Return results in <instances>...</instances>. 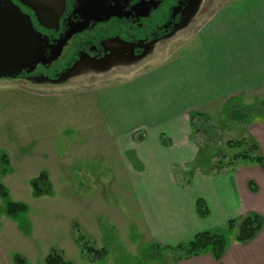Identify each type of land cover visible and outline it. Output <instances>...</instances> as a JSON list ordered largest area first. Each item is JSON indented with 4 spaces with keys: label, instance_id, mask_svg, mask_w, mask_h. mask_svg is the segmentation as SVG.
Segmentation results:
<instances>
[{
    "label": "rangeland",
    "instance_id": "rangeland-1",
    "mask_svg": "<svg viewBox=\"0 0 264 264\" xmlns=\"http://www.w3.org/2000/svg\"><path fill=\"white\" fill-rule=\"evenodd\" d=\"M230 1L216 0L188 33L161 45L152 58L126 66L125 73L86 75L58 85L0 80V152L10 163L9 172L0 174V186L7 193L0 195V264H19L16 256L24 264H46L53 252L72 264L177 262L182 256L178 246L190 239L154 244L140 211L137 183L143 166L135 145L151 132L161 133L164 148L178 155L173 156L171 176L182 188H192L198 174L222 177L245 168L257 176L264 171L256 162L235 161L253 146L258 148L253 155L264 157V142L249 131L256 125L264 130V83L244 90L250 88V70H256L252 67L259 70V81L264 79L263 35L256 38L254 32L264 33V9L242 10L235 29H221L218 50L187 55L189 39L200 40L198 30L204 22ZM176 57L184 58L169 63ZM164 64L157 74L145 75ZM231 87L232 94L209 97L216 88ZM181 102L202 104L181 115L189 124L182 134L195 147L193 157L175 150L177 143L159 126L161 120L125 125V119H138L136 114L145 110L160 112L156 104L178 106L173 114L177 116L185 107ZM162 116V124L171 121L168 114ZM230 141L245 145L233 147ZM43 171L49 174L52 192L36 197L31 181ZM255 186L256 191L250 188L257 194L254 213L264 220V181ZM11 202L24 204L26 212L11 218ZM216 231L228 245L236 240L237 229L229 230L227 223ZM82 238L103 254L86 253L78 242Z\"/></svg>",
    "mask_w": 264,
    "mask_h": 264
},
{
    "label": "crops",
    "instance_id": "crops-1",
    "mask_svg": "<svg viewBox=\"0 0 264 264\" xmlns=\"http://www.w3.org/2000/svg\"><path fill=\"white\" fill-rule=\"evenodd\" d=\"M234 2L208 17L200 30H198L200 40L192 36L189 39L191 42L186 44V47L190 50L187 55H205L210 51L218 50V45L221 44L218 40L221 29H235L238 26V19L242 10L249 9L252 13L257 12L259 9H264V0H234ZM254 32L256 33V38H260L263 35L262 42H264V33L260 31ZM222 43L225 42L223 41ZM184 57L179 59L176 57L173 60L171 59L172 61H169V63L174 61L180 63L182 61L180 59ZM257 60L258 57L253 61L257 63ZM261 61L264 62V55H261ZM167 64L155 67L151 70V73L145 75H155L161 70L160 67ZM252 68L256 70H250V88L245 86L244 90L251 91L257 88L259 84L264 83L262 78L259 81V70L257 67ZM262 69L260 73L261 76H264L263 66ZM132 84L128 88H131ZM224 91H230V93L225 92L229 95L234 90L233 87L228 90L216 88L213 93H210L209 97H214L215 99L220 92ZM181 103L185 107L180 108L182 111L177 116L173 114L175 110H178V106L156 104L160 108V112L147 114L150 111L146 112L145 110L141 114H136L139 117L138 119L134 120V117H129L128 121L125 119V125L127 123L130 125L135 123L143 124L146 121H152L155 124L160 122L159 126H162L165 132H169V138L177 143L178 147L174 145L175 150H182L184 154L193 157L195 147L190 145V138L182 134L183 130H188L186 125L189 124L184 123L181 115L185 110L187 112L197 110L196 108L202 104L194 106L189 102ZM126 109L129 108L127 107ZM163 114L169 115L167 118L171 121L166 120L168 121L167 124H162L163 119H166L162 116ZM148 115L149 119L145 120L144 118ZM131 116H133V113ZM249 131L252 136L259 140L260 144L264 142V138L261 137L264 134V130L260 129L259 126H252ZM160 134L151 132L143 142L135 145L137 157H139L138 160L143 166V169L138 172V201L145 227L150 230L154 244L175 245L191 239L199 232H217L218 228L224 227L230 220H239L250 213L256 212L258 205L257 194L251 192L249 182L258 183L259 181H264V177H262L264 171H260L257 176H253L250 170L246 171L247 169L245 168L237 169L232 173H224L222 177L198 174L194 177L195 182L192 188H182L171 176V169L175 163L173 156L177 158L178 155L176 156L173 151L164 148L159 138ZM262 146L264 147L263 144ZM133 149L134 146H132ZM200 199L208 205L209 214L207 217L198 215L196 204ZM260 232L261 235H259L257 240L254 241L253 239L244 244L237 242L233 238L221 261L215 260L210 253H207L187 260L172 262L171 264H264V229Z\"/></svg>",
    "mask_w": 264,
    "mask_h": 264
},
{
    "label": "flooded vegetation",
    "instance_id": "flooded-vegetation-1",
    "mask_svg": "<svg viewBox=\"0 0 264 264\" xmlns=\"http://www.w3.org/2000/svg\"><path fill=\"white\" fill-rule=\"evenodd\" d=\"M1 1L28 15L44 41L48 63L17 79L58 85L125 73L126 66L152 58L161 45L188 33L216 0Z\"/></svg>",
    "mask_w": 264,
    "mask_h": 264
},
{
    "label": "trees",
    "instance_id": "trees-1",
    "mask_svg": "<svg viewBox=\"0 0 264 264\" xmlns=\"http://www.w3.org/2000/svg\"><path fill=\"white\" fill-rule=\"evenodd\" d=\"M245 145L244 141H230V146L237 147ZM258 151L256 146L251 147L248 151L238 154L235 156L237 162H256L261 168L264 169V157L253 155L254 152ZM232 163V162H230ZM229 163V165H230ZM9 159L4 152H0V174H7L9 172ZM251 190L256 191V186L253 181L249 182ZM31 188L33 194L36 197L46 196L52 192V184L50 181L49 174L46 171L41 172L36 178L31 181ZM0 195L5 197L7 193L4 188L0 186ZM197 212L200 217H207L209 209L206 206L205 201L202 199L197 201L196 204ZM27 208L24 204L11 202L7 206V213L11 218H17L20 214L26 212ZM229 230L237 229L236 241L239 243H247L253 240L259 232L263 229L264 220L263 217L254 214L249 215L242 219L230 220L228 223ZM84 246V250L88 254H101V251H97L84 242V239L78 241ZM228 247L227 239L224 235L218 234L214 231L199 232L194 235L188 242L182 243L178 246V249L182 251V256L178 257L176 261L187 260L193 257H198L207 253H210L215 260L221 261ZM103 254V253H102ZM16 260L19 264H24V260L19 256H16ZM46 264H72L67 262L63 256L57 252H53L48 255Z\"/></svg>",
    "mask_w": 264,
    "mask_h": 264
},
{
    "label": "water",
    "instance_id": "water-1",
    "mask_svg": "<svg viewBox=\"0 0 264 264\" xmlns=\"http://www.w3.org/2000/svg\"><path fill=\"white\" fill-rule=\"evenodd\" d=\"M43 43L30 17L10 2L0 0V80L17 79L23 72L30 74L39 65H46Z\"/></svg>",
    "mask_w": 264,
    "mask_h": 264
}]
</instances>
